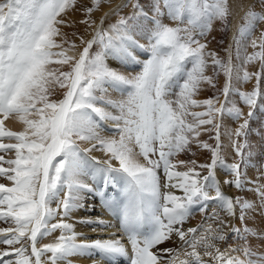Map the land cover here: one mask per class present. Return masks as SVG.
<instances>
[{"label": "snow or ice", "instance_id": "snow-or-ice-1", "mask_svg": "<svg viewBox=\"0 0 264 264\" xmlns=\"http://www.w3.org/2000/svg\"><path fill=\"white\" fill-rule=\"evenodd\" d=\"M105 2L82 6L79 23L91 35L77 45L62 31L72 26L65 17L77 0H0V179L9 182H0V223L8 225L0 227V264H72L77 255H98L92 264H264V253L248 242L250 235L264 238V229L230 223H243L256 201L226 191H251L264 208V184L248 177L253 156L264 158V136L256 153L249 140L253 119L264 113V0H250L233 37L239 65L231 47L224 59L206 42L214 22L227 27L229 0H123L97 22L93 14ZM110 15L117 19L104 27ZM249 37L251 53L243 45ZM109 60L140 70L125 74ZM257 62L250 72L247 65ZM221 72L219 94L196 98L202 85L216 88ZM253 80L247 91L233 83ZM109 88L121 98L112 99ZM225 117L238 122L226 132L231 163L222 154ZM9 119L22 129L9 128ZM104 121L118 138L100 134ZM193 146L209 152V161L174 159L194 156ZM259 171L264 178V163ZM97 197L117 231L80 239L75 223L113 227L102 218L69 222L76 211H92L89 199ZM210 205L216 207L208 214ZM195 211L204 221L185 229ZM57 231L53 242L39 245ZM230 236L245 243L227 244ZM170 240L178 246L159 247Z\"/></svg>", "mask_w": 264, "mask_h": 264}, {"label": "rangeland", "instance_id": "rangeland-1", "mask_svg": "<svg viewBox=\"0 0 264 264\" xmlns=\"http://www.w3.org/2000/svg\"><path fill=\"white\" fill-rule=\"evenodd\" d=\"M116 0H107V2L103 3L102 6H105L109 3H114ZM141 2H145V0H141ZM230 2V0H229ZM250 2V0H243L242 4L244 3V7L242 9V11L240 12V14L238 15V10L235 11V9L233 8L232 3L230 2L231 5V9H232V15L228 18V22H227V27H225L223 24H221L220 22H214L213 25V29L212 31L208 34V36L206 37V42L208 43V50L210 51H215L217 52L221 58L226 59V54H225V49L231 47V51H232V56H233V63L236 65L241 64V60L236 59V45L233 43V37L234 35L237 33L238 27L240 26V24L243 23L242 17L245 13V11L247 10V5ZM91 3V0H77V4H76V8L74 10H69L67 16L65 17L66 20H68L69 22H72V26H66L62 28V31L64 33L67 34L68 38L70 40H75L76 44L79 45L80 41L78 39L79 36H84L85 38H87L91 32L90 28H86L85 25L79 23L80 20H82L84 18V13H83V7L82 6H87ZM101 6V8H102ZM100 8V10H101ZM256 10H260V5L256 4ZM99 11V10H98ZM98 11H96L93 14V19L95 20L98 16ZM132 11L131 6H129L128 8H123L121 10V14L122 15H127ZM234 14L238 15V18H236L237 20V24L234 28V32L231 34V30H232V22L234 19ZM236 15V16H237ZM117 19V17L115 15H110L109 19L107 18L105 20V27H107V25L109 23H114L115 20ZM165 22H170L168 20H165ZM261 28H264V22L261 23L260 25ZM73 33H75L76 35L74 36ZM259 29H257L255 32H253V36L254 37H258L259 36ZM252 37H249L248 40L243 42L244 47L247 48V52L251 53L254 51V49L250 46V40ZM144 41H141V43H143ZM202 42H204V40L202 39ZM137 55H139L140 57L143 55V53L138 52ZM244 56V48H241V58H243ZM144 58H146V55H144ZM113 61V60H112ZM113 63L115 65L118 66V68L121 69L122 72H124L125 74L130 72H138L140 70V65L135 69H133V67L127 65V64H120L116 61H113ZM248 70L251 71H256L259 68V63H253V64H249L247 65ZM208 74H212V70L211 68H209ZM215 83H216V88L213 89L208 85H202L201 86V91L199 93V95L196 97L198 99H204V98H208L210 96H213L214 94H219L218 90L221 89L225 83V77L223 75V73L221 72L215 79ZM234 86L240 88L241 90L247 91L250 90L253 87L254 84V80L253 81H249L247 83H236L235 81H233ZM262 87H264V81H262ZM111 90V92H108L110 94H108L112 99H117L116 97H118V99L121 98V93L119 91H114L113 89L109 88ZM112 94V95H111ZM118 95L115 96L114 95ZM232 99H236V97H231ZM221 100H223V96L220 97ZM241 107L243 108L244 112H247V107L241 105ZM195 111H200L202 109H193ZM229 121V122H228ZM229 123L230 125V129L234 128L237 126L238 122H233L231 120H229L227 117H225L224 120V128L221 129L222 132V142H223V149H222V154L225 156L227 162L231 163L233 162L236 157L234 152L232 151L231 147H230V142L228 139H225L224 135H225V130H226V124ZM264 124V113L261 112H257L256 117L253 119L252 123H251V128L253 129V132L251 133L249 140L250 143H252L254 145L253 148V152L256 153L258 152V148L256 147L257 145H259L261 143V137L264 136V128L261 127V125ZM115 131V130H114ZM118 133V131L116 132ZM202 140H207L209 143H214V141L209 140V137L207 134H204L201 136ZM9 142V141H7ZM14 142V141H12ZM192 151L195 153V155L193 156L191 153H181L179 155H177L174 159L176 160H189V159H196L201 163L204 162H208L209 158H210V153L207 152L206 150H197V148L195 146H193ZM264 163V158L261 157V155L256 154L253 156V159L250 163L249 169H254V171L249 172L250 170L248 169V177L249 175L251 176L250 178L254 181V182H258L260 184H264V178H261L260 175V165ZM183 170V169H181ZM220 173L218 171V174L220 176ZM161 175H163V173H161ZM251 187V185L249 186ZM228 190V189H227ZM235 190V189H234ZM237 195H240L242 197H246L248 199H252L256 201V207L251 210L248 214V218L242 223L239 219L233 218L234 220L231 222V224H234L238 227L242 226L244 224H247L250 228L252 227V229H254V231L260 230V229H264V208H261L259 206V201L257 199V197L255 196V194L251 191H241V192H236L235 193ZM216 207L215 205H210L208 207V213L212 212V209ZM222 213V212H221ZM194 220V223L196 221L199 220L200 218V213H193L192 216L190 217ZM252 220H259L260 224H257L256 226L253 225L255 224V222H252ZM211 222V221H208ZM253 223V224H252ZM240 225V226H239ZM215 226V225H214ZM258 240H264V238H257ZM241 242L245 243L244 240H240ZM231 242L232 244H238L235 241H227ZM248 242L251 245V239L248 236ZM218 243H223L222 247H227V244L224 242H218ZM263 243V241H262ZM160 248L161 245L159 246ZM251 247L253 248V246L251 245ZM254 249V248H253ZM255 250V249H254ZM257 251V250H255ZM259 253H264V252H260L257 251Z\"/></svg>", "mask_w": 264, "mask_h": 264}, {"label": "bare ground", "instance_id": "bare-ground-1", "mask_svg": "<svg viewBox=\"0 0 264 264\" xmlns=\"http://www.w3.org/2000/svg\"><path fill=\"white\" fill-rule=\"evenodd\" d=\"M122 2H123V0H116L114 3H109V4L105 5V6H102L101 10L98 11V16H97V18L95 20H97V22H99L100 17L105 12H109L110 9H114L117 5H120ZM230 2L232 3L233 8L235 9V11L238 10V15H239L240 12L242 11L243 7H244V3L242 4L243 0H242V2H241V0H230ZM238 4L240 6H238ZM236 15L234 14V19H233V22H232L231 34L234 32V28H235V26L237 24L236 18H238V15L237 16ZM108 19H109V17H108ZM105 24L106 23H104V25H103L104 27H105ZM90 35H91V32H90V34H89V36L87 38H90ZM144 55L145 54H143L141 56L142 59L144 58ZM109 63H110V65L112 67L118 68V66L115 65L112 60H109ZM127 65H129V64H127ZM129 66L133 67V69L134 68L136 69L139 65H129ZM120 71H121V69H120ZM128 73H130V72H128ZM108 92H111V90L109 89ZM108 94H110V93H108ZM115 96H118V95H114V97ZM116 98L118 99V97H116ZM109 110H111V109H109ZM6 123H7V126L9 128H11L12 130H14V131H18V130L22 129V124H20L19 122H17L14 119H9ZM230 125L231 124H229V123L226 124V130H225V135H224L225 139H228L226 132H227V130H229ZM99 131H100V134L102 136H105V137L118 138V136H119V133H116L117 129L114 127V125L111 122H108V121L101 122V126L99 128ZM5 142H7V141H5ZM88 146L89 145H88L87 142H81V147L82 148L88 147ZM89 155L95 156V157H97L100 160H103V159L107 158L105 156V154L103 152H101V151H93ZM113 163L115 164L116 162L114 161ZM249 170H250L249 172L254 171L253 168L249 169ZM223 175H224V173H220L221 177H223ZM249 177H251V176L249 175ZM0 182L6 183V184L9 183L5 179H0ZM226 191L228 192V194H234L235 193L234 189H228V190L226 189ZM109 194H111V192ZM177 194H179V193H177ZM89 202L93 203L95 205L94 209L92 211L80 210V211L74 212L72 214V219L69 220V222L70 223H75L76 220H78L80 218H87V217L102 218V219H104L106 221H109L113 225V227H111V228H101L98 225L89 226V225H84V224H80V223H75V230L77 232H80V233L84 234L82 237H80V239L93 240V239H96V238H109L108 237V233L117 231L118 223H117L116 219L114 218L113 214L108 209H106L105 207L102 206V204H101V202H100L98 197L97 198H90ZM52 207H55V204H53ZM220 214L222 216L225 215L223 212L220 213ZM233 220L234 219L232 218L230 220V223ZM53 222H55V221H53ZM252 222H255V224L252 223L255 226L257 224H260L259 220H252ZM210 223H213V222L211 221ZM193 224H194V220L192 218H189L185 222L183 227L185 229L188 228V227H193ZM5 226H8V225L4 224V223H0V227H5ZM225 231H227V229H225ZM58 235H59V231H57L55 233H52L51 235H49L47 237L42 238L39 241V245H42L44 243L53 242ZM249 238L251 239V241H252L251 245L253 246V248L255 250L260 251V252H264V240H260V239L258 240L255 236H251V235L249 236ZM262 241H263V243H262ZM222 244L223 243H219L220 247L224 248V247H222L223 246ZM177 246H178L177 243H173V241H171V240L168 241V242H165V243H163L161 245V247H163V248H170V247H177ZM2 247H4V246L0 245V248H2ZM70 259L72 260V264H92V260H94V259L99 260L100 257L98 255L97 256H79V255H77V256L70 257ZM123 260H124V263H121V264H127V260L126 259H123Z\"/></svg>", "mask_w": 264, "mask_h": 264}]
</instances>
